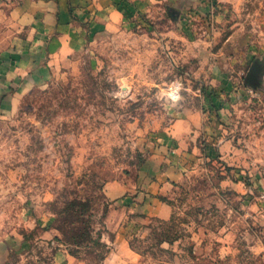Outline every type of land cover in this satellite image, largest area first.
Instances as JSON below:
<instances>
[{
  "label": "rangeland",
  "instance_id": "obj_1",
  "mask_svg": "<svg viewBox=\"0 0 264 264\" xmlns=\"http://www.w3.org/2000/svg\"><path fill=\"white\" fill-rule=\"evenodd\" d=\"M34 1L0 0V264H264V0Z\"/></svg>",
  "mask_w": 264,
  "mask_h": 264
},
{
  "label": "crops",
  "instance_id": "obj_2",
  "mask_svg": "<svg viewBox=\"0 0 264 264\" xmlns=\"http://www.w3.org/2000/svg\"><path fill=\"white\" fill-rule=\"evenodd\" d=\"M88 1L91 2L92 0H88ZM98 1L104 2L106 5V8L110 11V15L106 19L108 21H112L113 16L116 15V14L111 13V12L117 11L116 6H117V2H118V23H121V21L124 19L126 12L129 10V8H130V6H132V4L140 7L141 5H143V2H146V4H147L149 2H153L154 0H98ZM34 2H57V4H55V6L57 5V7H58L57 10L58 9L60 10V11L58 10L60 12V14H57V10H53V9H51L47 13L48 19L50 18V20H52L53 18H55V16H58V15L65 16L66 5L63 2H68V0H38V1H34ZM70 2H83V0H70ZM84 2H85V0H84ZM47 6H50V4H48ZM38 13H40V17H42L43 12L39 11ZM38 13L35 15H38ZM38 18H39V15H38ZM65 20L67 21V19H64V21ZM59 21H63V20L59 19ZM29 38H31V36H29ZM75 42H76V38L71 37L68 39V41H66L65 46L66 47L74 46ZM50 46L52 47V50L53 49H59V47L53 46V41L50 43ZM60 50L63 53H65L63 48ZM54 53H57V52H54ZM34 54L36 55L37 52H35ZM51 55H52V53H51ZM7 58L9 59V56ZM34 61L35 60L33 59V62ZM4 74H5L4 71H3V73L0 74V86H2V87H4L5 85H9L7 83L11 79L8 75H4ZM158 179H160V177H158ZM135 185H136V183H135L134 179L128 180L127 178H125V179H122L118 182L115 181V182H111V183L107 184V186L105 188V192H106V195L110 199H116V198H119V197L125 195L126 193H128L130 190H132V188ZM154 186H155V183H152L150 186H146V187L149 190H153ZM140 212L144 213V214L157 216V217L166 219V218H169L171 216L172 208L167 203H164V202L159 201L155 198H152V199H150V201L143 203L141 205Z\"/></svg>",
  "mask_w": 264,
  "mask_h": 264
},
{
  "label": "clouds",
  "instance_id": "obj_3",
  "mask_svg": "<svg viewBox=\"0 0 264 264\" xmlns=\"http://www.w3.org/2000/svg\"><path fill=\"white\" fill-rule=\"evenodd\" d=\"M181 88H182V85H180L178 82H175L173 85L169 86V90L167 92H164L162 94L170 98L171 101L175 103L181 99V96L179 94ZM120 95L121 93H116V96H120Z\"/></svg>",
  "mask_w": 264,
  "mask_h": 264
}]
</instances>
